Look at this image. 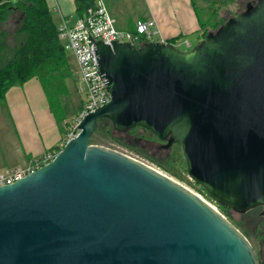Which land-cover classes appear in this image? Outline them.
<instances>
[{
  "label": "water",
  "instance_id": "1",
  "mask_svg": "<svg viewBox=\"0 0 264 264\" xmlns=\"http://www.w3.org/2000/svg\"><path fill=\"white\" fill-rule=\"evenodd\" d=\"M109 102L52 161L0 186V264H258L248 240L163 172L90 144L97 119L180 147L210 199L264 215V0L194 48L95 44Z\"/></svg>",
  "mask_w": 264,
  "mask_h": 264
},
{
  "label": "crops",
  "instance_id": "2",
  "mask_svg": "<svg viewBox=\"0 0 264 264\" xmlns=\"http://www.w3.org/2000/svg\"><path fill=\"white\" fill-rule=\"evenodd\" d=\"M58 2V18L62 16L67 20L69 10L75 11L73 0L72 8L66 0ZM105 3L117 20L118 28L130 30L135 21L154 20L160 36L167 43L175 40L174 46L184 45L187 51L197 46L203 40L202 32H210L213 26L209 23L211 19L208 15L203 18L199 16V7H203L207 13L218 15L214 23L220 18L225 20L240 13V2L235 0H105ZM79 85H75V93L82 97H79V111L73 120L80 113L85 100L84 93L78 91ZM65 87L66 93L59 97L64 114L60 123L55 120L36 78L15 85L6 92L5 99L0 100V173L24 168L45 153L61 149L66 139L64 134L73 121L67 118L64 111L65 100L69 99L66 98L69 91Z\"/></svg>",
  "mask_w": 264,
  "mask_h": 264
},
{
  "label": "trees",
  "instance_id": "3",
  "mask_svg": "<svg viewBox=\"0 0 264 264\" xmlns=\"http://www.w3.org/2000/svg\"><path fill=\"white\" fill-rule=\"evenodd\" d=\"M77 17H81L92 0H73ZM18 11L21 24L16 32L17 44L6 51L7 45L0 32V100L5 99L6 92L15 85H22L32 78L39 81L49 108L60 123L64 119L62 107L59 103L60 95L66 93L65 80L69 76L64 49L59 41L57 25L53 21L46 0H0V26L8 17ZM226 20L220 18L212 27L218 28ZM211 32V31H210ZM203 39L209 31L205 30ZM175 44V40L169 41ZM138 128V127H136ZM135 129V128H134ZM134 129H131L133 131ZM115 132L108 119H97V131L92 135L90 144L104 146L106 139L115 141ZM57 148L56 151H59ZM170 162L163 165V169L176 175L172 171L174 165L186 173L185 163L177 144L171 145ZM218 205V204H217ZM222 210L224 206L218 205ZM261 209V207H257ZM255 209V208H253ZM252 210V209H249Z\"/></svg>",
  "mask_w": 264,
  "mask_h": 264
},
{
  "label": "built area",
  "instance_id": "4",
  "mask_svg": "<svg viewBox=\"0 0 264 264\" xmlns=\"http://www.w3.org/2000/svg\"><path fill=\"white\" fill-rule=\"evenodd\" d=\"M59 12L57 5L53 8ZM81 17L70 25L61 16L57 24L58 38L64 51H70L79 71V92L84 93L85 100L82 109L66 131L65 142L77 133L78 123L88 113L94 112L109 102L110 90L105 79L99 73L95 44L106 45L127 43L139 48L147 43H167L159 34L154 20H138L130 30L118 28L117 20L109 12L105 0H92V5L85 9ZM64 145V144H63ZM58 151L47 152L29 163L24 168H14L0 173V186L12 184L21 177L35 171L52 161Z\"/></svg>",
  "mask_w": 264,
  "mask_h": 264
},
{
  "label": "rangeland",
  "instance_id": "5",
  "mask_svg": "<svg viewBox=\"0 0 264 264\" xmlns=\"http://www.w3.org/2000/svg\"><path fill=\"white\" fill-rule=\"evenodd\" d=\"M55 1L59 7L58 0H46L53 21L55 22V24H57L58 22H60V19L57 15L58 12L53 10ZM66 1L70 2V8H72L71 0ZM235 1L240 2V8L238 12L241 13L245 11V4L250 0ZM252 1L254 5L256 3V0ZM232 7L234 8V4ZM72 10L73 9L69 10L70 17L67 18L68 24L70 25H72L77 19V16L73 13ZM197 11L201 18L205 17L206 15L210 17V25H213L217 18H219L215 13H213L212 15L211 13L205 12L203 7H199ZM229 18L231 17L229 16L225 18V20L227 21ZM21 19V14L18 11H15L0 26V32L3 33V41L7 45V49L5 50V52L12 49L17 44L16 32L19 28L18 26H20L21 24ZM216 30L217 28L212 27L210 31L215 32ZM1 40L2 39H0V42ZM175 48H177L179 51H187V47H185L184 45H177L175 46ZM2 54L0 53V57H2ZM64 55L66 57L69 69V76L64 79L65 85L67 86L69 91V96L66 97L69 99L65 100L64 111L67 118L69 120H73V118H75V115L79 111V97H82V95L79 96L75 93V85H79L80 83L79 71L73 54L70 51H64ZM114 139L115 141L106 139L105 141H103L104 144L102 145L104 146L102 147H106L119 153L125 154L129 157L135 158L145 163L146 165L157 169V171L159 170L160 172H163L164 174L187 188L189 191L212 205L216 209V211H218L219 214L227 219L228 223L230 222V224H232L239 232H241V234H243V237H245L253 246V251H255L258 255V264H264V246L260 244L261 232L262 230H264V221H262L259 215L261 209H252L243 214L236 213L226 207L225 209L221 210L218 205L210 199L205 190L194 183L192 180H190L187 174L184 173L181 168H178L177 165H174V168H172V171L175 172L176 175H173L172 173L167 172L165 169H163L162 166L168 165L167 163L170 162L171 146L169 148H165L166 142L159 140L147 130H144L142 128H135L133 131L130 130L127 133L115 134ZM169 165H171V163H169Z\"/></svg>",
  "mask_w": 264,
  "mask_h": 264
},
{
  "label": "flooded vegetation",
  "instance_id": "6",
  "mask_svg": "<svg viewBox=\"0 0 264 264\" xmlns=\"http://www.w3.org/2000/svg\"><path fill=\"white\" fill-rule=\"evenodd\" d=\"M247 3L253 5V1H252V0L249 1V2H247ZM246 5H247V4H246ZM245 9H246V6H245ZM256 208H257V207H256ZM261 212H262V207H261V211L259 212V215H260V218L262 219V221H264V215H262ZM260 237H261V238H260V244H261L262 246H264V230H262V232H261V236H260ZM251 246H252V245H251ZM252 248H253V246H252ZM253 250H254V248H253ZM254 252H255V251H254ZM255 255H256L257 261H259V260H258V255H257L256 252H255Z\"/></svg>",
  "mask_w": 264,
  "mask_h": 264
},
{
  "label": "bare ground",
  "instance_id": "7",
  "mask_svg": "<svg viewBox=\"0 0 264 264\" xmlns=\"http://www.w3.org/2000/svg\"><path fill=\"white\" fill-rule=\"evenodd\" d=\"M184 187V186H183ZM191 192V191H190ZM194 194V193H193ZM196 197H198L199 199H201L205 204H207V206H209L212 210L216 211V209L210 205L209 203H207L206 201H204L202 198H200L199 196H197L196 194H194Z\"/></svg>",
  "mask_w": 264,
  "mask_h": 264
}]
</instances>
